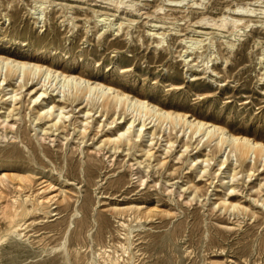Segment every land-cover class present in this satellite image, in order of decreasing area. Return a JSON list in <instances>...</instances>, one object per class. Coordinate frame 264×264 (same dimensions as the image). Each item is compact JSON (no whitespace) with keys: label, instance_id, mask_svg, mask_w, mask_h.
Returning <instances> with one entry per match:
<instances>
[{"label":"rangeland","instance_id":"rangeland-1","mask_svg":"<svg viewBox=\"0 0 264 264\" xmlns=\"http://www.w3.org/2000/svg\"><path fill=\"white\" fill-rule=\"evenodd\" d=\"M103 1L0 0V49L38 56L264 140V0H177L176 6L137 0L133 8L138 10ZM160 5L167 6L158 10ZM233 17L240 21L228 22ZM222 19L224 27L212 25ZM2 77L0 168L28 172L32 179L25 187L0 181V205L15 199L43 201L15 237L26 255L11 264H46L52 257L55 264H105L102 251L106 247L105 255L112 254L121 221L132 230L133 258L126 264L154 261L147 234L159 242L155 249L172 245L166 264H264L262 162L256 161L254 172L240 170L231 164V154L220 169V152L200 163L214 142L197 145L179 125L162 124L152 134L156 122H150L140 132L137 116L124 136L131 134L141 146L121 144L113 153L111 143L100 146L118 135L116 124H126L131 113L108 124L111 118L94 113L82 140L86 123L80 119L93 110H79L88 105L67 106L63 111H70L56 123L64 126L50 130L56 118L34 119L38 108L28 102L26 87L17 91L15 101L2 95L7 82ZM19 80H8L3 90ZM44 87L47 93L41 97L63 100L46 80ZM10 111L16 114L6 117ZM22 132L27 140H21ZM29 144L36 162L29 160ZM196 155L198 160L191 161ZM88 156L94 159L92 167L84 165ZM253 162L249 157L246 168ZM228 167L240 171L231 179ZM100 218L107 226L98 233ZM81 221L86 225L79 228ZM78 229L79 240L74 236ZM174 231L178 238L173 239Z\"/></svg>","mask_w":264,"mask_h":264},{"label":"bare ground","instance_id":"bare-ground-1","mask_svg":"<svg viewBox=\"0 0 264 264\" xmlns=\"http://www.w3.org/2000/svg\"><path fill=\"white\" fill-rule=\"evenodd\" d=\"M166 1L168 2L167 5L169 6H176V3H179L177 0ZM103 2L106 3L107 6L113 5L116 9H119L121 7L125 9L126 7H128V10H138L136 7L133 8L135 6V3H137V0H130L127 4H124L126 3V1L124 0H105ZM172 2L174 4H171ZM165 6L160 5L157 9L162 10ZM237 9L239 10L240 8L238 7ZM246 9L250 10V8ZM241 12L239 13V15H241ZM164 14L166 13L164 12ZM228 18L226 19L225 17L226 20H228ZM202 20L203 19H201L199 22H202ZM226 20L222 19L221 23L219 24L213 22L212 25L224 27L226 25ZM238 21H240L239 17H233L231 21L228 22L236 24V22ZM248 21L251 22L252 19ZM0 73L3 74L1 81H7L5 85L1 86V91H3L2 95L9 94L8 97L13 98L12 101H15L17 99L16 94H18L17 91L21 90L23 87H26L24 89L26 90V95L30 94L28 97V102H34V105H37L36 108H38L34 115V119L40 120L48 117H50L51 119L56 118L55 121L48 126L50 130L52 126H57L56 123L58 119L62 120V117H64L65 113H68L70 111H63L67 106H70V108H79V106L86 107L88 105L87 108H81L79 110V112H82L84 114H88L91 110H93V113L91 115L86 116L84 119H80V121H85L86 123V125L82 127V140L86 136V128L89 127V121L87 120V118L93 117L94 113H98L99 116L103 115L108 118H111L110 121L106 122V124L113 123L118 118H125L126 112L131 113L132 118L130 121L126 122V124H116L115 129L118 135H116L114 138L108 137L106 141H103L102 146H100V148H103L105 144L111 143L113 153L119 149L121 144H130V146L131 144H136V146H141V144H137L131 141V138H129V136L131 137V134L124 136V133L129 129L130 125L135 121L137 116L138 119H141L138 128L140 132L141 130H144V126H146L150 122H156L152 134H155L156 128L161 127L162 124H170L173 128L176 125H179L183 131L188 133L189 138L190 136H193L197 139V145L199 144V142H202L201 145L205 144L207 146L210 143L214 142V146L211 147L210 150L205 154V157L200 159V163H208L209 160L213 158L216 153L222 152V154L220 155V159L218 160V166L220 169L222 168L223 163L228 160V156H230L231 154L234 155V162L230 158V161H232L231 164L237 165L240 170L253 169L252 172H254V170L257 169V166L255 165L256 161L262 162V165H264V140L257 139L245 133L229 130L224 125L205 120L203 118L193 115L192 113L188 114L186 111H179L172 108H167L148 99L145 95L141 93L133 92L132 90L122 86L110 84L109 82L103 79L89 76L87 73L75 71L70 68L57 65L52 61L40 58L35 55H25L15 51L1 49ZM14 78H20L19 82L14 87H11L9 90L4 91L3 89L10 85L8 80ZM33 79H35V82L32 83ZM45 80L49 84V86H52L51 91L57 89L59 92H62L63 100H59V98L55 99V96L53 95H50L48 99H45L43 96L41 97L42 94L47 93V88H42ZM29 82H31V84L27 85ZM38 83H40V86H36V84ZM64 89L66 92L65 94ZM57 94L58 93H56V96L59 95ZM84 102L85 106H82ZM12 111H14V109ZM12 111L8 112L6 114V117L16 114ZM76 120H78V118H76ZM94 123L99 124V119H95ZM60 125L64 126V124H59L54 129H58ZM40 129L45 130V127H42L40 125ZM138 136H140V134ZM23 139L27 140V137L22 132L21 140ZM167 141L172 142V139L168 138ZM28 143H30V141H28ZM185 144H187V142H185ZM29 145V160L36 162L35 158L33 157L35 147L33 145L31 146V144ZM8 152H11V150H9ZM16 154H18L19 156L20 153ZM249 157L254 158V162L253 165L250 166V168H246L245 163L247 159H249ZM198 158L199 155H196L191 158V161L196 162ZM94 164V159L91 156H88V158L84 161V165H86L87 167H92ZM223 167H226V165H224ZM234 168L235 167H228L227 177H230L232 179L240 171L234 170ZM201 169L205 170V166H200L199 170ZM248 176H250V174H248ZM4 179H8L11 182L16 181V186L25 187L26 182H30L32 178L28 172L13 171L7 173L4 171L3 168H0V181H3ZM50 199L52 198H49V200ZM261 202L262 204H264V198ZM83 203L86 205L87 200L85 199ZM42 204L43 201H39L38 203V200L34 198V200L32 201H18L15 199L14 202L9 201L6 202L4 205H0V248H2L0 250V264H11L12 261L16 258L22 255H26L24 254V247L19 244L20 242L16 241L15 237H20L23 233L22 229L23 224H25L26 222L24 221L26 216L39 210ZM231 205L232 207L234 206L233 204ZM67 206L68 203H65L63 205V207L65 208ZM228 207L229 205L226 206V208ZM80 208L83 212H86V210H84L83 204H81ZM120 223L121 224L119 225L123 227V231L119 232V239L117 238L116 244L114 243L113 245L114 249L112 250V254L107 253L105 255V253L108 252L106 247V249L104 248L102 251L104 255L102 254L101 256L105 264H126V262L130 261L133 258V253L130 250V245L133 244V240L131 238L132 230L125 221H121ZM78 225L80 228L81 226L86 225V223L84 221H81ZM106 226V221L100 218L98 233L101 232L104 227L106 228ZM80 234L81 230L79 229L74 233V236L77 240L80 239ZM147 235L149 236V239L147 241L146 246L147 250L150 253L149 256L153 254L156 255L154 261L148 264H166V259L168 258L165 257V254L166 252H168L169 248H171L172 245L169 244L167 246L162 244L157 249H155L154 245L159 242L156 241L155 238L151 236V234ZM175 238H178V236L177 233H175L174 231L173 239ZM262 246L264 247L263 243ZM130 263H132V261H130ZM46 264H55V258H50Z\"/></svg>","mask_w":264,"mask_h":264}]
</instances>
